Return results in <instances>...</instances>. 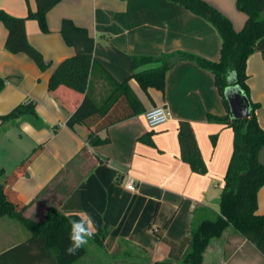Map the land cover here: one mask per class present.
<instances>
[{"label": "crops", "instance_id": "obj_1", "mask_svg": "<svg viewBox=\"0 0 264 264\" xmlns=\"http://www.w3.org/2000/svg\"><path fill=\"white\" fill-rule=\"evenodd\" d=\"M206 1L226 15L236 30L244 27L247 15L238 9L237 0ZM36 7V0H0V9L17 17H26ZM64 18L86 27L95 38L94 56L102 67L97 66L91 75L90 96L65 86L48 90L60 62L75 54L60 31ZM47 24L49 31L43 32L37 20L26 22L30 43L49 65L42 71L29 55L6 49L8 30L0 22V76L6 78L0 92V117L30 97L43 121L37 126L29 117L0 119V167L7 174L36 147L45 146L30 163L28 173L12 187L17 198L28 205L24 215L42 221L50 206L77 211L91 216L95 231L108 230L107 251L125 244L148 255L152 262L168 258L170 246L150 226L167 239L181 242L194 221L213 217L219 210L212 201L220 197L225 184L234 131L208 119L209 113L222 116L227 112L214 74L194 61L182 60L168 71L164 92L150 88L146 93L135 79L130 80L146 111L165 104L169 119L151 128L144 112L116 123L100 133L110 137L107 144L90 145L84 126L71 120L86 102L96 105L109 94L112 85L103 67L123 81L134 72L135 55L185 51L217 61L220 35L209 21L171 0H60L47 13ZM263 51L264 37L247 61V82L252 101L261 104L257 115L264 129ZM181 120L192 125L207 167L204 174L194 172L181 157ZM259 158L264 163V147ZM129 175L137 182L136 192L124 187ZM257 201V213L264 214V185ZM30 237L12 218L0 217V254ZM212 244L222 251V257L218 252L211 263L264 264L256 246L231 227L207 249Z\"/></svg>", "mask_w": 264, "mask_h": 264}, {"label": "trees", "instance_id": "obj_2", "mask_svg": "<svg viewBox=\"0 0 264 264\" xmlns=\"http://www.w3.org/2000/svg\"><path fill=\"white\" fill-rule=\"evenodd\" d=\"M171 1L203 17L216 28L221 38L220 59L215 61L185 51L160 56L135 55L132 56L134 72L123 81L115 79L103 67L105 76L112 85L109 94L97 106H92L91 100L90 103L86 102L84 108L75 111L71 121L84 126L90 145L107 144L110 137H101L102 131L146 112L132 89L130 80L135 79L146 93L150 88L164 92L167 73L179 61L191 60L210 70L215 76V84L227 112L222 116L209 113L208 119L225 123L234 131L233 153L220 194L219 210L213 217L205 216L198 222L194 221L189 234L181 242L167 239L160 230L150 226L170 246L169 257L156 260L153 264H202L205 250L211 241L220 238L230 227L253 243L264 256V214L257 213V195L264 185V163L259 158L264 147V129L257 115L261 104L252 101L247 82V61L254 53L257 42L264 37V0L236 1L238 9L247 15L241 30H236L232 21L206 0ZM59 2L60 0H36V9L29 10L26 17L13 16L0 9V22L8 30L6 49L12 53L29 55L42 71L49 65L42 53L30 43L26 22L29 19L37 20L41 30L48 32L47 13ZM60 31L66 43L75 48V54L60 62L49 79L48 90L54 92L60 86H65L90 96L91 75L97 66L102 67L94 56L95 38L86 27L78 26L69 18L62 20ZM146 65L155 66L140 70ZM232 84L237 85L248 98L250 112L245 119H234L230 112L225 91ZM5 85L6 78L0 76V92ZM85 107L90 109L85 110ZM22 117L31 118L37 126L43 125L36 112V101L30 97L0 119L4 122ZM178 138L182 159L189 163L194 172L206 173L207 167L189 121L179 122ZM44 147L43 144L36 147L9 174L0 167V217L8 216L17 220L31 233L28 240L1 253L0 264H72L86 250L84 245L74 255L66 253L70 244L68 219L82 217L77 211H61L56 206H50L45 218L36 221L24 215L28 205L17 198L16 191L12 188L20 176L28 173L30 163ZM107 236L108 230L99 229L90 239L106 250L104 243ZM147 257L150 258L148 255Z\"/></svg>", "mask_w": 264, "mask_h": 264}, {"label": "rangeland", "instance_id": "obj_3", "mask_svg": "<svg viewBox=\"0 0 264 264\" xmlns=\"http://www.w3.org/2000/svg\"><path fill=\"white\" fill-rule=\"evenodd\" d=\"M222 187H220V189H222ZM13 220L17 224L22 226L20 222H18L15 219ZM218 252H220L219 258H221L222 251L218 250L216 246L214 247L213 245L211 246V249L210 248L206 249L202 264H216L217 261L211 263L212 262L211 257L217 254ZM227 252L228 251H226V253ZM143 254L144 253L143 252L140 253L138 249H131L129 246L125 244H121V246L116 248L113 252H109L101 248L93 240L89 239L88 243L86 244L85 252L80 257H78L72 264H153L154 263L150 258L147 257V255L145 254L143 255Z\"/></svg>", "mask_w": 264, "mask_h": 264}, {"label": "clouds", "instance_id": "obj_4", "mask_svg": "<svg viewBox=\"0 0 264 264\" xmlns=\"http://www.w3.org/2000/svg\"><path fill=\"white\" fill-rule=\"evenodd\" d=\"M70 226L69 241L66 248L68 255H74L88 240L95 235V225L91 216H82L79 219H68Z\"/></svg>", "mask_w": 264, "mask_h": 264}, {"label": "water", "instance_id": "obj_5", "mask_svg": "<svg viewBox=\"0 0 264 264\" xmlns=\"http://www.w3.org/2000/svg\"><path fill=\"white\" fill-rule=\"evenodd\" d=\"M233 81V80H232ZM226 100L230 112L234 119H245L249 116V101L243 91L235 84L226 88ZM216 205H220L221 197H216L212 201Z\"/></svg>", "mask_w": 264, "mask_h": 264}, {"label": "built area", "instance_id": "obj_6", "mask_svg": "<svg viewBox=\"0 0 264 264\" xmlns=\"http://www.w3.org/2000/svg\"><path fill=\"white\" fill-rule=\"evenodd\" d=\"M145 117L149 127L156 128L168 121V107L165 104L154 106L145 112ZM124 187L130 192H136L138 190L135 178L130 175L126 177Z\"/></svg>", "mask_w": 264, "mask_h": 264}]
</instances>
